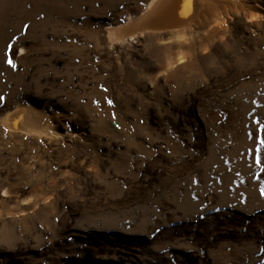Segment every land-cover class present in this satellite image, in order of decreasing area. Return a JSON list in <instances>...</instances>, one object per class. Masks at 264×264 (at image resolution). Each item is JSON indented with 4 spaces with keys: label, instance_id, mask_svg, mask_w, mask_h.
I'll return each instance as SVG.
<instances>
[{
    "label": "rangeland",
    "instance_id": "374dc122",
    "mask_svg": "<svg viewBox=\"0 0 264 264\" xmlns=\"http://www.w3.org/2000/svg\"><path fill=\"white\" fill-rule=\"evenodd\" d=\"M152 1L0 0V264H264V0Z\"/></svg>",
    "mask_w": 264,
    "mask_h": 264
},
{
    "label": "bare ground",
    "instance_id": "6f19581e",
    "mask_svg": "<svg viewBox=\"0 0 264 264\" xmlns=\"http://www.w3.org/2000/svg\"><path fill=\"white\" fill-rule=\"evenodd\" d=\"M185 1L186 0H154L152 1L145 16L141 19V22L142 21L145 22L144 19H149L151 20V24L150 26L143 25L140 27L141 28L143 27L146 29L149 27L152 30L163 29V27H167L169 29L180 28L182 26L181 23H182V19L184 17L185 11L187 10V8L184 7L186 3ZM3 123L7 125L8 127H14L18 123V121L15 124L14 121L7 122L6 120H4Z\"/></svg>",
    "mask_w": 264,
    "mask_h": 264
},
{
    "label": "snow or ice",
    "instance_id": "6c2138e0",
    "mask_svg": "<svg viewBox=\"0 0 264 264\" xmlns=\"http://www.w3.org/2000/svg\"><path fill=\"white\" fill-rule=\"evenodd\" d=\"M9 63H11V62H9ZM261 143L264 144V141H262ZM257 163H259V158H257ZM262 194H264V193H262Z\"/></svg>",
    "mask_w": 264,
    "mask_h": 264
}]
</instances>
